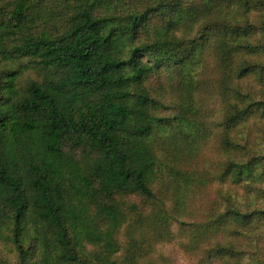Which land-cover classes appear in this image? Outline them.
I'll return each instance as SVG.
<instances>
[{"label":"trees","instance_id":"obj_1","mask_svg":"<svg viewBox=\"0 0 264 264\" xmlns=\"http://www.w3.org/2000/svg\"><path fill=\"white\" fill-rule=\"evenodd\" d=\"M62 1L74 7L56 38L32 33L30 0L0 10V58L27 63L0 71V233L16 264H141L212 181L187 249L236 259L237 237L264 221L238 203L264 176V156L238 157L240 130L264 120V0ZM152 19L158 36L136 44ZM181 25L194 33L177 38ZM30 66L39 79L23 84ZM164 73L170 92L154 97L145 81ZM117 195L141 200L123 210Z\"/></svg>","mask_w":264,"mask_h":264},{"label":"rangeland","instance_id":"obj_2","mask_svg":"<svg viewBox=\"0 0 264 264\" xmlns=\"http://www.w3.org/2000/svg\"><path fill=\"white\" fill-rule=\"evenodd\" d=\"M15 1L0 0V10L11 11L12 4ZM73 7L74 4H68L62 0H30L27 14L31 19L32 33L35 36H48L51 38L63 35L66 31V17L71 13ZM108 13L109 10L101 8L95 12V16L102 17ZM161 24L162 21L160 19H152L146 28L137 34L135 43L155 40L158 36L157 30ZM193 33L194 29L191 30L188 25H181L174 31V35L179 39H185ZM22 64L27 63L22 59L18 60L12 55H6L0 58V71L14 75L15 72L19 71V67ZM30 67L20 75L21 83L23 84L29 80L39 79L37 70L33 66ZM169 76L167 73L161 76L153 74L145 81V86L154 97L167 96L171 87ZM213 105L209 109H212L216 119L219 117L218 108L217 104ZM213 114L209 111L211 116L209 123L213 120ZM239 135L245 139L244 142L246 143L241 142V145L246 148V152L239 149L238 157L245 158L246 153L251 156H264V120L259 119L247 122L240 130ZM69 147L70 145L68 144L66 150H69ZM212 153L214 152L212 151ZM71 154L76 156L80 162H83V147L75 149ZM208 156L205 159L206 162L213 159L211 153ZM258 172L259 174L263 173L264 166ZM155 185H152V187H155ZM219 191H221L219 182L212 181L196 198L189 200V214L177 219L170 240L157 245L155 251L144 258L141 264H258V261L264 264V221L253 226V230L247 229L243 236L237 237V241L233 245L238 256L236 259L230 260V262H225L221 259H206V252L212 247L210 244L202 248L198 247L192 251L187 249L188 232L192 229L194 223L203 222L206 211L210 208L212 202L218 199ZM246 191L244 193L243 188H241L238 193L240 195L244 194L238 198L241 208L247 211H264V176L249 183ZM112 200L118 203L123 210H127L131 204L139 203L141 199L137 196L117 195ZM183 231L187 234L183 233ZM123 242V239L120 238L119 244L121 247ZM88 251L100 252L102 250L98 247L93 250L88 249ZM116 257L117 259L120 258V255ZM117 259L114 256V260L116 261ZM16 262L17 252L10 240V232H8V229H3L0 233V264H16Z\"/></svg>","mask_w":264,"mask_h":264}]
</instances>
